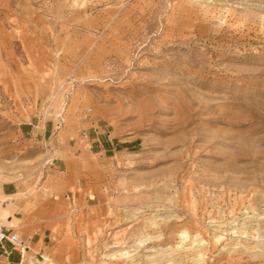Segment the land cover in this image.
I'll list each match as a JSON object with an SVG mask.
<instances>
[{"label":"rangeland","instance_id":"obj_1","mask_svg":"<svg viewBox=\"0 0 264 264\" xmlns=\"http://www.w3.org/2000/svg\"><path fill=\"white\" fill-rule=\"evenodd\" d=\"M0 200V264H264V0H0Z\"/></svg>","mask_w":264,"mask_h":264},{"label":"built area","instance_id":"obj_2","mask_svg":"<svg viewBox=\"0 0 264 264\" xmlns=\"http://www.w3.org/2000/svg\"><path fill=\"white\" fill-rule=\"evenodd\" d=\"M6 245L18 250L21 255L25 252V247H27L25 240L17 232L9 230L0 223V248L5 251Z\"/></svg>","mask_w":264,"mask_h":264},{"label":"bare ground","instance_id":"obj_3","mask_svg":"<svg viewBox=\"0 0 264 264\" xmlns=\"http://www.w3.org/2000/svg\"><path fill=\"white\" fill-rule=\"evenodd\" d=\"M3 200V199H2ZM1 201V200H0ZM1 214L2 216L7 220V221H10L11 220V216H10V213L8 212V210L6 209H2L1 210ZM0 223L2 224V222L0 221ZM4 225V224H3Z\"/></svg>","mask_w":264,"mask_h":264}]
</instances>
